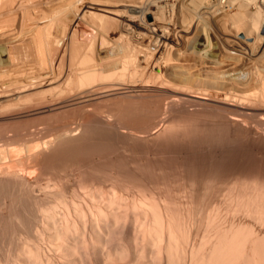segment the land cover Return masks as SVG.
Listing matches in <instances>:
<instances>
[{
  "label": "bare ground",
  "instance_id": "6f19581e",
  "mask_svg": "<svg viewBox=\"0 0 264 264\" xmlns=\"http://www.w3.org/2000/svg\"><path fill=\"white\" fill-rule=\"evenodd\" d=\"M0 114V264H264V0H0Z\"/></svg>",
  "mask_w": 264,
  "mask_h": 264
},
{
  "label": "rangeland",
  "instance_id": "374dc122",
  "mask_svg": "<svg viewBox=\"0 0 264 264\" xmlns=\"http://www.w3.org/2000/svg\"><path fill=\"white\" fill-rule=\"evenodd\" d=\"M0 115H1V114H0ZM6 115H8V114H6ZM11 116H13V115H8L7 117H5V114H4V116H3V114H2V115L0 116V129H1V131L3 130V129H2L3 127H5L6 130H10V129H12V128L15 129L13 124H14V123L17 124L18 121H19L20 119H19L18 121L14 122V123H12V121H15V119H13L12 121L9 120V123H8V121H6V120H7L8 117H11ZM51 117H52V115H50V114H43V115H39L38 117L33 118V119L40 118V120H41V119H42V120H45V119H49V118H51ZM4 118H5V120H4ZM25 120H26V119H23V122H24ZM10 121H11V122H10ZM21 121H22V120H21ZM21 121H20V122H21ZM26 121H27V120H26ZM20 122H19V123H20ZM23 122H22V125H23ZM10 123H12V125H11ZM8 124L11 126V128L9 127ZM16 124H15V126H16ZM20 124H21V123H20ZM7 126H8L9 129H7ZM21 127H22V126H21ZM5 128H4V130H5ZM18 128H20V127H19V124H18ZM1 131H0V132H1ZM167 156H168V155H167ZM165 157H166V156H165ZM168 158H169V157H168ZM170 158H171V157H170Z\"/></svg>",
  "mask_w": 264,
  "mask_h": 264
}]
</instances>
